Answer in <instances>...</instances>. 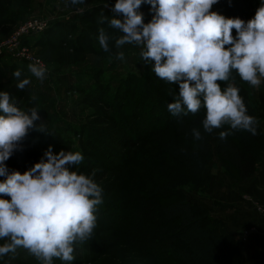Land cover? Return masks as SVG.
Masks as SVG:
<instances>
[{"label":"rangeland","instance_id":"rangeland-1","mask_svg":"<svg viewBox=\"0 0 264 264\" xmlns=\"http://www.w3.org/2000/svg\"><path fill=\"white\" fill-rule=\"evenodd\" d=\"M115 2L85 0L82 5L73 6L68 0H0V50L4 47L14 50L0 54V91L15 86L18 81L12 73L21 70V79H30L27 85L30 96L11 98L23 110L38 108L40 120L37 123L47 132L30 129L21 141V149L14 151L5 163L10 171L23 173L40 161L50 145L54 153L64 150L83 154L84 160L73 166V170L88 175L94 173L104 199L96 212L97 226L90 239L76 246L72 264H222L226 256L209 253L202 239L210 240L207 245L213 246H231V243H219L209 235V224H197L174 240L173 251L179 257L178 262L153 244L160 237L161 218L140 222V226L130 224L131 220H136L133 214L140 201L149 200L152 194L162 205L175 202L179 197L192 198L194 203L210 210L211 204L221 205V185L240 181L236 172L215 152L208 156L207 167L202 169L204 157H194L203 152L200 143L177 134L184 117L172 116L167 108L178 96V86L156 77L150 66L141 61L138 46L126 44L116 49L114 40H110L111 52L106 53L100 47L97 39L100 27L112 36L121 34L110 28L107 20L99 23L102 17L114 15L111 6ZM259 7L260 0H219L212 10L247 21ZM150 9L148 4H142L139 9L144 13L145 23L153 16ZM28 22L37 23L36 30L20 36L19 46L11 43L13 36ZM57 32L68 34L66 41L71 44L49 39L50 44L43 39L45 35L53 38ZM82 33L88 35L82 38ZM87 37L90 42L84 43ZM121 50L125 52L123 61L115 58V53ZM35 60L48 70L43 80L28 71V64ZM134 77L141 79L134 81ZM232 77L230 82L255 108L264 130V79L253 87L235 73ZM224 83L227 82H221L222 87ZM201 112L204 113L203 108L197 114ZM221 130H228V126ZM231 133L242 134L241 140L236 142L238 145L250 134L246 131ZM192 154L195 171L187 167ZM261 154L258 168L264 163V147ZM202 171L203 180L200 179ZM169 185L171 188L165 189ZM166 227L169 231L173 229L170 225ZM223 228L222 223V231ZM144 230L155 232L156 236L150 239L142 235ZM0 264L39 262L26 249L19 248L15 255L9 254L0 260ZM54 264L62 262L54 259Z\"/></svg>","mask_w":264,"mask_h":264},{"label":"clouds","instance_id":"clouds-1","mask_svg":"<svg viewBox=\"0 0 264 264\" xmlns=\"http://www.w3.org/2000/svg\"><path fill=\"white\" fill-rule=\"evenodd\" d=\"M73 6L85 0H68ZM219 0H116L113 16L102 17L112 36L98 29V43L111 52L126 44L140 48L141 61L159 79L178 86V96L167 105L174 117L195 115L202 108L200 128H192L195 140L203 133L228 126L218 133L224 140L232 131L257 135L258 122L248 114L240 90L230 80L235 73L253 87L264 79V0L255 15L245 21L213 11ZM142 4L151 5L153 16L145 23ZM122 16V19L120 18ZM233 29L236 30L235 36ZM115 58L125 60V52ZM28 71L43 80L47 68L40 61L28 64ZM12 75L16 87L24 90L30 79L17 69ZM221 82L224 83L222 87ZM38 108L23 110L8 91H0V260L28 251L39 264H72L76 246L91 238L97 226V209L103 203V189L92 175L73 170L84 160L81 152L54 153L52 146L40 161L21 173L5 163L30 129L47 133L40 123Z\"/></svg>","mask_w":264,"mask_h":264},{"label":"trees","instance_id":"trees-1","mask_svg":"<svg viewBox=\"0 0 264 264\" xmlns=\"http://www.w3.org/2000/svg\"><path fill=\"white\" fill-rule=\"evenodd\" d=\"M231 6V5H230ZM237 11V7L234 9ZM82 22V20H81ZM76 27V26H75ZM57 29V28H56ZM55 29V30H56ZM47 32V31H46ZM44 32V33H46ZM65 32V31H64ZM42 34V32L40 33ZM66 33L57 32V35L53 38L47 37L46 35L43 36V39L47 41V43H50L49 39H52L53 41H65L63 43H66L70 45L71 41H66L67 38ZM82 33V38H85V36ZM62 38L60 39V37ZM84 43L90 42L88 40V37L86 40H84ZM79 42V40H78ZM51 44V43H50ZM137 78L141 79L140 77H134V81H137ZM2 89V88H1ZM4 91H8L12 96H23L28 97L30 96L31 90L27 89V86L24 90L18 89L15 86H13L10 89H5ZM24 91V92H22ZM243 100L245 101L246 107L248 109V114L255 117V119L258 122V115L253 106L250 105L248 100L246 101L243 97ZM204 118V113L201 112L197 115H192L188 117H184L181 119V123L179 124L177 128V134L183 135L184 137H187L190 140L197 141L200 143L203 152H196L200 154H195V158L197 159L198 155H201L204 157V166L202 169H205L204 167H207L206 160L208 156L215 152L217 153L219 159L227 164L229 167H231L237 175V178L240 182L246 181L250 179L257 171V168L260 164L261 160V153L263 152V145H264V130L262 129L261 125L258 122L257 126V135H252L251 133L244 137L243 144L238 145V141H240L242 134H237L234 136L233 133L227 136L226 139L222 140L220 139L218 133L221 130L220 129H214L212 133H203L202 138L200 140H195L191 134L192 128H200L202 129L201 121ZM237 142V143H236ZM192 155H189V161L187 160V167L190 171H193L195 169L192 161ZM190 166V167H189ZM201 170V167H197V170ZM195 171V170H194ZM182 174V173H179ZM203 171L200 172V179L203 180ZM202 181L199 183L201 184ZM199 184L195 183V186L198 187ZM170 189L171 186L165 187V189ZM164 189V188H161ZM164 189V190H165ZM155 194H152L148 199L150 200H141L140 204L135 210V213L133 214V217L136 219L134 221H130V224H133L135 226H140V222H147V221H154L159 218L162 219L161 225L163 226L160 229V237L159 239L153 243L157 250H161V253H167L169 254V257H171L173 260H177L179 257L177 256V253L173 251V244L175 243V239L180 236H184L186 233L191 231L195 225H204L203 223L209 224L211 229L209 228V231L206 229H200L202 232L209 233V235L215 237V239L219 242H229L231 243V246H220L219 245H207L210 243V240H204L202 239V243H204L203 246H207L209 253L214 254H221L222 253L226 256V258L223 259L222 264H241L242 261V253H243V243L242 241L236 237L233 233H223L221 230L222 223L220 221L214 220L210 217L209 211L207 208H205L203 205H199L194 203V199H183L181 197L178 198L177 201L169 203V204H159L157 202ZM166 225L173 226V229L171 231L168 230ZM142 235L146 234L148 238H152L156 236V233L154 234L147 233V230H144V232H141ZM145 237V236H144ZM145 237V238H147ZM204 237V236H203ZM206 239H209L208 236H205ZM200 260V259H199ZM199 262V261H198ZM207 260L205 261V263ZM212 262H209L207 264H211ZM213 264V263H212Z\"/></svg>","mask_w":264,"mask_h":264},{"label":"crops","instance_id":"crops-1","mask_svg":"<svg viewBox=\"0 0 264 264\" xmlns=\"http://www.w3.org/2000/svg\"><path fill=\"white\" fill-rule=\"evenodd\" d=\"M220 206L211 204L212 217L223 223V233H233L243 243L241 264H264V163L248 180L219 187Z\"/></svg>","mask_w":264,"mask_h":264},{"label":"built area","instance_id":"built-area-1","mask_svg":"<svg viewBox=\"0 0 264 264\" xmlns=\"http://www.w3.org/2000/svg\"><path fill=\"white\" fill-rule=\"evenodd\" d=\"M38 24L37 23H33V22H28L27 24H25L24 26L21 27V29L19 30V32L17 34H15L13 36V41H11V43H13L14 45L16 46H19L18 45V41L17 39L20 37V36H23V35H27L30 31H34L36 30ZM41 28H39L38 30H40ZM41 31V30H40ZM10 43V44H11ZM4 50H10V49H7V48H2L0 50V54L4 51ZM10 51H14L13 49H11ZM37 60H35L36 62ZM259 211H261L263 214H264V210L260 209L259 208Z\"/></svg>","mask_w":264,"mask_h":264}]
</instances>
